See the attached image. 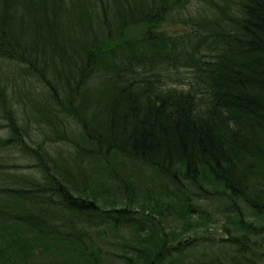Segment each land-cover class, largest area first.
<instances>
[{"label": "trees", "instance_id": "obj_1", "mask_svg": "<svg viewBox=\"0 0 264 264\" xmlns=\"http://www.w3.org/2000/svg\"><path fill=\"white\" fill-rule=\"evenodd\" d=\"M111 248L264 264V0H0V264Z\"/></svg>", "mask_w": 264, "mask_h": 264}, {"label": "rangeland", "instance_id": "obj_2", "mask_svg": "<svg viewBox=\"0 0 264 264\" xmlns=\"http://www.w3.org/2000/svg\"><path fill=\"white\" fill-rule=\"evenodd\" d=\"M149 29H150V26H147L145 24L131 27L130 30L125 33L124 40L125 39H131V40L137 39L141 37ZM159 30H164V31L167 30L169 33H179L182 30H184V28L176 24H164L160 26ZM137 166H138L137 167L138 169H141V172H140L141 177L144 176V178H147L152 173V171L148 167H143L142 165H139V164H137ZM212 229L216 230L217 227L213 226ZM107 246L109 247L110 245L107 244ZM109 252L110 253L107 254V256H109V263L115 261L117 264L119 263L121 264V261L115 255H113V254H116V252H121V248H115V251L113 250V248H111Z\"/></svg>", "mask_w": 264, "mask_h": 264}]
</instances>
